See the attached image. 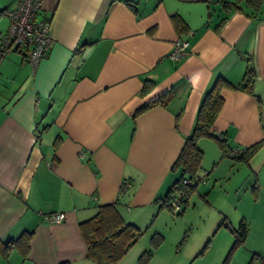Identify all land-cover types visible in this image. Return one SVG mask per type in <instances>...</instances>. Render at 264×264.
Returning <instances> with one entry per match:
<instances>
[{
  "label": "crops",
  "instance_id": "crops-1",
  "mask_svg": "<svg viewBox=\"0 0 264 264\" xmlns=\"http://www.w3.org/2000/svg\"><path fill=\"white\" fill-rule=\"evenodd\" d=\"M40 1L37 17L51 22L54 39L46 56L36 68L26 51L0 63V264H96L80 223L101 206L115 205L126 222L148 230L179 179L173 167L205 94L219 77L240 83L248 61L254 92L223 89L212 131L233 150L262 145L244 163L204 138L199 175L214 181L208 196L229 180L221 201H208L221 217L218 230L234 239L231 229L245 220L249 234L234 260L244 252V264H263L264 2L254 12L226 10L218 0ZM18 4L0 0V12ZM8 27L0 16V38ZM177 39L189 42L181 60L170 57ZM160 97L165 105L135 116ZM231 192L234 218L224 203ZM54 213L65 221L49 222ZM28 236L27 251L17 247Z\"/></svg>",
  "mask_w": 264,
  "mask_h": 264
},
{
  "label": "trees",
  "instance_id": "trees-1",
  "mask_svg": "<svg viewBox=\"0 0 264 264\" xmlns=\"http://www.w3.org/2000/svg\"><path fill=\"white\" fill-rule=\"evenodd\" d=\"M226 10H243L249 8L254 12L261 10L264 0H218ZM131 5L130 2H128ZM132 6V5H131ZM1 13V12H0ZM174 24L180 33L186 31L187 27L179 16L173 17ZM256 75L252 63L248 61L246 72L242 81L238 84H232L224 77H219L213 86L205 94L201 106L198 111V116L195 128L191 136L186 139L185 145L174 164L173 170L180 173L179 179L167 192L165 197L161 199V207L169 208L171 199L178 193H183L184 204L188 203L189 195L196 187H188L183 184V179L186 175H194L200 177L199 173L202 170V162L204 152L199 146V143L204 138L215 140L222 150L223 156H230L232 159L248 163L252 156L258 151L262 142L254 144L250 147L242 149L239 154L231 155L233 151L228 139L223 134H217L212 131L215 119L221 112L224 100L221 96L223 89L241 90L248 93L254 92V84ZM149 86L144 87V92L149 90ZM167 98L160 97L139 109L135 116H138L152 107L157 105H165ZM60 141L56 140V145ZM186 202V203H185ZM185 208L177 215H183ZM225 227H229L223 224ZM80 230L87 245L88 256L96 264H117L130 251V249L139 241L144 234L134 225L126 222L118 212L115 205H106L99 207L97 214L88 221L80 223ZM234 235V242L229 252V258H234L236 251L246 241L249 234V227L245 220H242L238 227L231 229ZM164 237L161 234H154L151 241L155 247H158ZM30 236L21 238L16 241L17 247H21L27 251ZM10 243H8V246ZM8 249V248H7ZM234 253V254H233ZM153 257V250H145L140 256L141 264H148Z\"/></svg>",
  "mask_w": 264,
  "mask_h": 264
},
{
  "label": "rangeland",
  "instance_id": "rangeland-1",
  "mask_svg": "<svg viewBox=\"0 0 264 264\" xmlns=\"http://www.w3.org/2000/svg\"><path fill=\"white\" fill-rule=\"evenodd\" d=\"M213 182L207 179L199 182L189 195L188 203L185 202L187 206L183 203V209L186 208L183 215H177L169 208L162 209L163 212L154 218L153 225L142 231L144 234L139 241L117 264H141L140 256L149 249L153 250V257L148 264H244L240 261L244 252L238 254L237 260L233 255L229 258L234 239L228 232L218 230L221 217L208 204V201L213 204L221 201V195L230 188L229 180L218 182L208 196L204 191L207 188L211 190ZM233 197L231 192L224 199L232 218L236 216L232 211V206H235ZM156 232L164 237L158 247L151 241ZM240 255H243L241 259Z\"/></svg>",
  "mask_w": 264,
  "mask_h": 264
},
{
  "label": "built area",
  "instance_id": "built-area-1",
  "mask_svg": "<svg viewBox=\"0 0 264 264\" xmlns=\"http://www.w3.org/2000/svg\"><path fill=\"white\" fill-rule=\"evenodd\" d=\"M42 9L40 0H19V4L13 10H3L1 17L9 19L7 33L0 38V63L12 51H26L31 65L36 68L40 61L46 56L54 43L51 35V22L45 19H38L37 15ZM189 42L186 39H177L170 55L173 60H181L186 57ZM242 149L237 148L231 155L239 154ZM206 174L203 176L186 175L183 184L188 187H197L199 182H205ZM125 182L124 188L129 187ZM184 194L178 193L170 201L172 210L178 214L182 211ZM51 223H62L66 219L63 213H54L46 217ZM264 264V259H263Z\"/></svg>",
  "mask_w": 264,
  "mask_h": 264
}]
</instances>
